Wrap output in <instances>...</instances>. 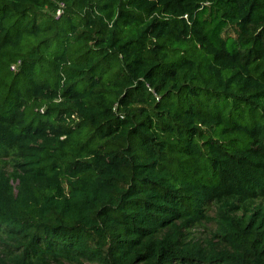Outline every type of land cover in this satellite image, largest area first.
I'll list each match as a JSON object with an SVG mask.
<instances>
[{
    "label": "trees",
    "instance_id": "trees-1",
    "mask_svg": "<svg viewBox=\"0 0 264 264\" xmlns=\"http://www.w3.org/2000/svg\"><path fill=\"white\" fill-rule=\"evenodd\" d=\"M2 161L0 264H264V0H0Z\"/></svg>",
    "mask_w": 264,
    "mask_h": 264
},
{
    "label": "rangeland",
    "instance_id": "rangeland-1",
    "mask_svg": "<svg viewBox=\"0 0 264 264\" xmlns=\"http://www.w3.org/2000/svg\"><path fill=\"white\" fill-rule=\"evenodd\" d=\"M5 163L2 161L0 162V167L3 166ZM14 185H16V183H14ZM209 215L211 217L214 216V210H210ZM216 229V222L214 221V219H211L210 221H205L202 223L201 226L189 231V235L188 238L189 240L192 239L194 241H204L208 238H212V233L215 231ZM2 235V233H0V236ZM4 245L2 244V241L0 239V252L4 249Z\"/></svg>",
    "mask_w": 264,
    "mask_h": 264
},
{
    "label": "built area",
    "instance_id": "built-area-1",
    "mask_svg": "<svg viewBox=\"0 0 264 264\" xmlns=\"http://www.w3.org/2000/svg\"><path fill=\"white\" fill-rule=\"evenodd\" d=\"M64 10H65V4L63 2H60L58 4V8L56 10V17L59 18L64 14ZM16 65L12 66V70H16Z\"/></svg>",
    "mask_w": 264,
    "mask_h": 264
}]
</instances>
